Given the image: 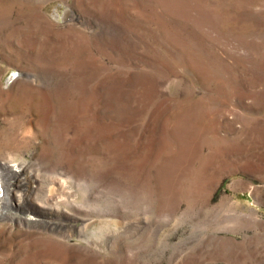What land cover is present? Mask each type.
I'll use <instances>...</instances> for the list:
<instances>
[{
	"label": "rangeland",
	"instance_id": "1",
	"mask_svg": "<svg viewBox=\"0 0 264 264\" xmlns=\"http://www.w3.org/2000/svg\"><path fill=\"white\" fill-rule=\"evenodd\" d=\"M3 163L0 264H264V0H0Z\"/></svg>",
	"mask_w": 264,
	"mask_h": 264
},
{
	"label": "bare ground",
	"instance_id": "2",
	"mask_svg": "<svg viewBox=\"0 0 264 264\" xmlns=\"http://www.w3.org/2000/svg\"><path fill=\"white\" fill-rule=\"evenodd\" d=\"M20 170L21 169L18 166L10 165L9 163H3L0 165V219H15L16 216L11 213V208L13 205L12 197L15 194H17V196L19 195L17 200L18 203L16 202V206L18 207H21L20 204H23V202L27 200L28 196H30L29 191L31 188L29 189V185L25 184V182H22L25 180V178L23 177L22 173L20 175ZM16 178L19 179L17 182L19 183L18 186L15 182ZM48 201L49 196H47V201L44 200L46 205L45 207L50 206Z\"/></svg>",
	"mask_w": 264,
	"mask_h": 264
}]
</instances>
